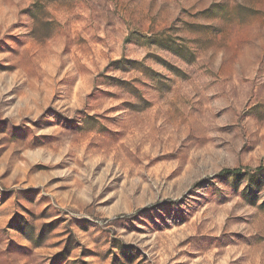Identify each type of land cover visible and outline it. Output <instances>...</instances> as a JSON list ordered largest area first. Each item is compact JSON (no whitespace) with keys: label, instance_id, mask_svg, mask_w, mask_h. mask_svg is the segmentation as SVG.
<instances>
[{"label":"rangeland","instance_id":"rangeland-1","mask_svg":"<svg viewBox=\"0 0 264 264\" xmlns=\"http://www.w3.org/2000/svg\"><path fill=\"white\" fill-rule=\"evenodd\" d=\"M0 264H264V0H0Z\"/></svg>","mask_w":264,"mask_h":264},{"label":"trees","instance_id":"trees-1","mask_svg":"<svg viewBox=\"0 0 264 264\" xmlns=\"http://www.w3.org/2000/svg\"><path fill=\"white\" fill-rule=\"evenodd\" d=\"M258 169H260V167H258ZM221 174L222 175L234 174L236 176H240V175L247 174V173H243L240 169L234 168V169L223 170Z\"/></svg>","mask_w":264,"mask_h":264}]
</instances>
